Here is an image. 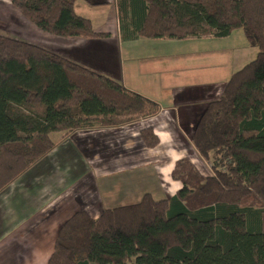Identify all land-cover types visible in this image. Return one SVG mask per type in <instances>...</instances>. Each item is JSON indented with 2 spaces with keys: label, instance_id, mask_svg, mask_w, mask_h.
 <instances>
[{
  "label": "trees",
  "instance_id": "obj_1",
  "mask_svg": "<svg viewBox=\"0 0 264 264\" xmlns=\"http://www.w3.org/2000/svg\"><path fill=\"white\" fill-rule=\"evenodd\" d=\"M10 1L49 35H105L77 15V0ZM118 7L132 38H225L242 28L258 54L195 127L192 143L212 174L184 157L172 171L182 184L172 197L145 193L98 218L75 213L49 264H264V0H118ZM160 111L112 78L0 33V192L55 147L54 135L121 128ZM141 138L148 148L160 144L153 127Z\"/></svg>",
  "mask_w": 264,
  "mask_h": 264
},
{
  "label": "crops",
  "instance_id": "obj_2",
  "mask_svg": "<svg viewBox=\"0 0 264 264\" xmlns=\"http://www.w3.org/2000/svg\"><path fill=\"white\" fill-rule=\"evenodd\" d=\"M76 13L105 35H49L10 0H0V33L112 78L156 101L161 111L121 128L94 127L58 136L48 154L0 192V264H49L61 227L77 212L98 218L105 209L137 203L145 193L172 197L182 187L172 178L181 158L212 174L192 136L209 102L225 85L222 80L218 87L209 86L215 77L208 74L222 41L132 38L131 27L121 28L118 0H77ZM229 42L227 49L238 62L239 48ZM199 73L207 76L177 79ZM148 127L160 138L155 148L141 138V130Z\"/></svg>",
  "mask_w": 264,
  "mask_h": 264
},
{
  "label": "rangeland",
  "instance_id": "obj_3",
  "mask_svg": "<svg viewBox=\"0 0 264 264\" xmlns=\"http://www.w3.org/2000/svg\"><path fill=\"white\" fill-rule=\"evenodd\" d=\"M0 20L2 21V19ZM231 34L225 38H218L216 40V41H222V42L219 45H217L218 47L216 51L218 53L214 54V57L216 60L214 62L213 67L209 71L210 73H208V74H213V76L215 77V79L211 82L212 85H209L211 87H218L219 85L216 83L222 80L223 82H225V85H226V83L228 82L233 72L241 69L243 66H245L246 64H248L249 62H251L257 57L258 48L256 46L251 45L248 42L242 28L234 30ZM237 35H239V38L237 40H234L235 37H238ZM228 42L230 45L236 46L233 48H239L240 55L238 57V62L235 61V58L232 56L230 50L227 49V46L225 43H228ZM222 47H225V49L219 50V48H222ZM206 74L207 73H199L197 75L184 74V75H181L180 78H177V79L179 80V79H182L183 77L191 78V79L195 77L204 78L207 76ZM221 84H224V83H221ZM225 85H223V88L225 87ZM57 137H58L57 135H54L53 139L55 140ZM152 188H155V186L152 185ZM154 195L156 196V199L165 198L159 195L157 191L156 193H154Z\"/></svg>",
  "mask_w": 264,
  "mask_h": 264
}]
</instances>
